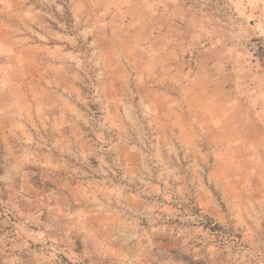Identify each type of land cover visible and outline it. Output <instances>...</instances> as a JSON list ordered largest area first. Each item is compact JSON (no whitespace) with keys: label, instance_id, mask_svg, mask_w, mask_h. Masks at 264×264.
<instances>
[{"label":"rangeland","instance_id":"rangeland-1","mask_svg":"<svg viewBox=\"0 0 264 264\" xmlns=\"http://www.w3.org/2000/svg\"><path fill=\"white\" fill-rule=\"evenodd\" d=\"M0 264H264V0H0Z\"/></svg>","mask_w":264,"mask_h":264}]
</instances>
